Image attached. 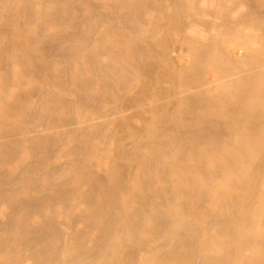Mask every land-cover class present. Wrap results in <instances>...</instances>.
<instances>
[{"label":"bare ground","instance_id":"obj_1","mask_svg":"<svg viewBox=\"0 0 264 264\" xmlns=\"http://www.w3.org/2000/svg\"><path fill=\"white\" fill-rule=\"evenodd\" d=\"M0 264H264V0H0Z\"/></svg>","mask_w":264,"mask_h":264}]
</instances>
